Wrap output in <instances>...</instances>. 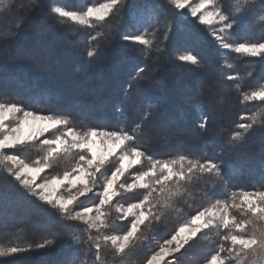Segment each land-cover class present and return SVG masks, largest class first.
Listing matches in <instances>:
<instances>
[{
  "label": "trees",
  "instance_id": "16d2710c",
  "mask_svg": "<svg viewBox=\"0 0 264 264\" xmlns=\"http://www.w3.org/2000/svg\"><path fill=\"white\" fill-rule=\"evenodd\" d=\"M50 1L42 0V7H33L31 0H12V20L21 16L25 19L19 29L14 25L0 26V31L10 27L15 32L0 40V102L11 99L27 110L69 115L72 126L80 131L94 125L134 127L140 120L137 113L150 111L151 119L143 125L145 139L140 143L149 148L154 159L186 154L189 159L222 162L228 187L215 198L227 199L232 192L264 191V124H254L242 141L234 145L228 142L238 123L250 122L241 120L242 115L264 111L260 101L244 102L242 92L236 91L234 81L228 79L239 76L241 79L235 83L244 85V91L264 84V65L253 66L259 58L249 61L231 50L220 49L207 26L182 22L172 13L169 0H123L121 11L95 29L59 17L51 7L55 4L69 11H81L90 3L104 0ZM230 2L234 6L237 0ZM246 7L251 29L242 26L232 35L253 41L264 38V21L259 19L264 15V0H249ZM153 9L160 22L149 29L148 38L153 45L144 58V46L124 41L121 36L136 31L134 21L143 23ZM169 25L171 31L165 39ZM97 31L104 35L90 41L89 36ZM97 46L100 54L88 58L86 52ZM157 48L162 51L157 52ZM178 51L181 55L191 51L201 63L195 66L180 62L176 59ZM142 65L153 74L139 87L134 85L131 98L126 99L128 82ZM202 115L209 117L206 130L199 127ZM19 154L31 162L42 153L31 148ZM71 160V156L65 157L58 170L66 169ZM186 187L193 195L185 194L180 202L165 208L159 220L142 226L140 238L131 250L113 260L119 264H142L160 240L209 202L204 196L207 188L203 180ZM207 187L214 188L215 184ZM20 218L22 221L14 222ZM203 239L200 237L181 252L185 259L189 258L188 263L175 257L176 264H196L220 242L218 237L213 243ZM45 240L52 243L45 248L35 247ZM0 246L30 248L0 257V264H93L95 259L87 252V233L65 227L54 210L25 196L2 165ZM196 250L198 255L190 257ZM108 253L104 249V264H108L111 252Z\"/></svg>",
  "mask_w": 264,
  "mask_h": 264
},
{
  "label": "snow or ice",
  "instance_id": "6c2138e0",
  "mask_svg": "<svg viewBox=\"0 0 264 264\" xmlns=\"http://www.w3.org/2000/svg\"><path fill=\"white\" fill-rule=\"evenodd\" d=\"M248 2L237 0L233 6L230 0H169L172 13L182 22L211 29L209 34L220 49H229L249 61L259 58L253 66L264 65V38L253 41L232 35L236 28L242 26L251 29L250 12L246 7ZM122 3L123 0H104L103 3H90L81 11H69L62 6H53L51 11L59 17L95 29L106 23L109 16L121 11L119 6ZM31 4L33 7L43 6L42 0H31ZM14 7L12 0H0V26L14 25L16 29L22 26L24 17L11 18ZM259 19L264 21V15ZM159 22L153 9L143 23L134 21L136 31L121 38L144 46L143 57L147 58L153 45V40L148 38L149 29ZM171 27L169 25L165 31V39L169 38ZM13 35L15 32L6 27L0 31V40ZM102 35L97 31L89 36V40L96 41ZM156 51L162 49L157 48ZM99 54L98 46L86 52L90 59ZM177 59L191 65L201 63L198 55L191 51ZM152 74L146 65L137 67L128 82L125 98L130 99L132 87H139ZM228 79L234 81L236 91L242 92L244 102L260 101L264 104V84L244 91V85L235 83L241 79L239 76H229ZM137 115L140 120L134 127L94 125L80 131L72 126L69 115L27 110L20 102L11 99L0 102V165L17 182L25 196L54 210L65 227L87 233V252L95 257L93 264H104V249L109 246L114 257L126 255L140 238L142 226L159 220L163 210L171 207L173 202H180L185 194L192 196L186 186L197 180L204 181L207 188L204 196L209 202L179 223L170 238L146 258V264H170L166 258H173L202 236L209 239L207 234L213 230L220 235L221 229L224 234L204 264H264V191L232 192L227 199L215 198L217 193L226 192L228 187L222 162L210 158L189 159L186 154L171 159H154L149 155V148L140 143L145 139L143 125L151 119L152 113L144 111ZM208 119L201 116V129L206 130ZM240 119L250 122L238 123L231 131L228 142L233 145L242 141L254 124H264V111L251 116L242 115ZM31 148H38L42 154L29 162L19 153ZM68 156L72 160L60 172L58 166ZM145 160L148 161L147 167ZM213 183L214 188L207 187ZM64 190L70 195H62ZM125 195L134 200L125 201L126 207L117 202ZM81 197L92 200L91 206H84ZM113 207L119 213V219L125 221L126 230H121L120 234H109L114 229L106 209ZM50 243L52 241L45 240L35 247L45 248ZM28 250L30 248L0 246V257ZM171 264H176V261L172 259Z\"/></svg>",
  "mask_w": 264,
  "mask_h": 264
},
{
  "label": "rangeland",
  "instance_id": "374dc122",
  "mask_svg": "<svg viewBox=\"0 0 264 264\" xmlns=\"http://www.w3.org/2000/svg\"><path fill=\"white\" fill-rule=\"evenodd\" d=\"M55 2H57V1H56V0H51V1H50V3H55ZM193 2H198V0H193ZM53 5L56 6L55 4H53ZM85 9H86V8H85ZM83 10H84V9H83ZM75 23H76V22H75ZM77 24H78V23H77ZM81 26H84V25H81ZM210 30H211V29H210ZM223 50H229V49H223ZM229 51H230V50H229ZM177 54H178V56L181 55V54H180V51H178ZM178 56H176V59H177ZM177 60H178V59H177ZM180 62H182V61H180ZM184 63H185V62H184ZM195 66H199V65H195ZM144 165H145V167H147V165H148V161H147V160H145ZM64 170H65V169L63 168L61 172H63ZM61 194H62V195H65V196L70 195V193H69L67 190H64ZM91 195H92V194L90 193L89 196H91ZM80 199H81V202L84 204V206H91V204L93 203V201L90 200V199H85V198H83V197H81ZM125 201H128V202H134V200H131V199L129 198L128 195H125L124 199L118 200L117 202H118V203H123V204H125V207H126L127 205H126ZM97 202H98V201H97ZM206 204H207V203H205L203 206H205ZM106 211L109 213V216H110V218H111V222H112V227H113V229H114V231L110 232L109 234H120L121 230H126V229H124L125 221L119 219V213L116 211L115 207H113V208H111V209H106ZM233 211H234V210H233ZM234 214H236L237 216H239V213H238V212H235V211H234ZM21 219H22V218H20V219H14V222L19 223L20 221H22ZM23 221H25V220H23ZM173 231H174V230H173ZM173 231H172V232H173ZM172 232L169 233L168 235H166L162 240H160L159 243H157V245H155V246L153 247V249L150 250V252H149V254H148L147 257H149V256L152 254V252L157 251V250L159 249V246H160L161 244H163V241L166 240V239H169V238H170V235L172 234ZM222 233H223V230H222V229L220 230V235H217L216 230H213L211 233H208V234H207L208 237H209V239H203V241L208 240V241H211V243H213L212 240H215V237H218L219 239H221V236L224 234V233H223V234H222ZM202 237H203V236H202ZM217 245H218V243H217ZM217 245H214V246L216 247ZM226 246H227V244H226ZM208 248L210 249L209 246H208ZM105 250H107L109 253L111 252V253H110V254H111L110 257L108 256V260H109V261H108V264H117L119 261H115V260H113L114 258L116 259L117 257H114L111 247H110V246H109V247H106ZM184 250H185V249H184ZM182 251H183V250H182ZM182 251H181V252H182ZM181 252L175 254V256H174L173 258H175V257H176V259H177L178 257H180V258H184V260H186V262L188 263V259H189V258L187 257L188 259H187V258L185 259V256H184V255H181ZM109 253H108V254H109ZM210 254H211V253L209 252V255H208L205 259L209 258ZM197 255H198V254H197V250H196V251H194V252H192V253L190 254V257H191V256H197ZM119 258H121V257H119ZM173 258H166V259H169V262H170V264H171V260H172ZM205 259L196 262V264H204ZM118 264H119V263H118ZM120 264H121V263H120ZM142 264H146V260H144V261L142 262ZM162 264H163V262H162Z\"/></svg>",
  "mask_w": 264,
  "mask_h": 264
},
{
  "label": "bare ground",
  "instance_id": "6f19581e",
  "mask_svg": "<svg viewBox=\"0 0 264 264\" xmlns=\"http://www.w3.org/2000/svg\"><path fill=\"white\" fill-rule=\"evenodd\" d=\"M42 53V52H41ZM45 54V53H44ZM40 56V55H39ZM42 59H43V57H42ZM201 77H203V76H201ZM96 87V86H95ZM92 90V89H91Z\"/></svg>",
  "mask_w": 264,
  "mask_h": 264
}]
</instances>
